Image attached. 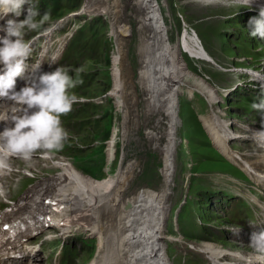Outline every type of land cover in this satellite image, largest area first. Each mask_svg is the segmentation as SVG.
<instances>
[{"label":"rangeland","instance_id":"374dc122","mask_svg":"<svg viewBox=\"0 0 264 264\" xmlns=\"http://www.w3.org/2000/svg\"><path fill=\"white\" fill-rule=\"evenodd\" d=\"M231 1L228 3H233ZM83 2L33 0L36 7V4H44L43 9L38 10L40 15L49 13V20L40 31L56 27L49 43L53 50L63 54L59 61L61 68L82 69L84 80L73 90L80 102L74 104L67 115V124L64 123L70 139L63 151L55 154L68 158L81 171L99 180L119 171L132 173L125 188L124 207L139 199L153 202L159 198L163 188V156L170 132L164 113L158 110L154 113V105L145 99L142 91L146 68L141 55L145 51L143 45L149 46V36L141 33L149 24L148 13L142 12L139 0H116L113 5L107 4V10L100 13L102 15L69 16L76 14ZM157 2L166 29L165 38L172 44L179 43L181 38L190 41L196 48L206 50L216 61L214 64L182 52L188 70L218 89L223 98L219 110L232 123V129L241 131L242 128L235 123L264 128L261 119L252 114L251 107L254 101L264 98V88L255 87L256 84L249 79L251 71L264 64V39L248 34V21L259 15L257 9L251 10L242 3L230 8L226 5L203 6L193 0ZM25 6L28 9L29 5ZM66 33L67 43L62 46L58 38ZM121 49V61L116 66L123 73V86L119 96L115 97L110 92L113 90L115 60ZM184 83L187 86L189 81L184 80ZM187 92L190 91L183 89L177 93L175 103L178 115L173 134L175 170L166 202L168 233L181 235L184 242L170 241L166 249L169 260L173 264H210L192 250L204 241L225 249L254 250L264 254L261 246H250L249 242L241 239V231L245 237L242 226L244 206L254 199L250 194L264 198V189L215 147L201 120V115L209 110L207 99L198 88L192 96ZM114 130H117L112 147L114 159L108 166L109 141ZM231 144L242 147L243 143L236 141ZM246 148L251 149L252 146ZM41 157L39 152L33 156L36 159ZM13 159L9 165L16 168L12 172H16L14 183L19 188L28 181L27 177H34L33 181L54 172L52 169H40L38 164L30 170L32 176L26 177L25 162ZM53 234H56L53 240H45L46 235ZM71 235L64 238L50 227L39 239V242L44 241L43 247L51 264L56 258L64 261V255L60 254L63 244L66 252L70 253L67 257L74 264H91L96 257L97 236L77 229Z\"/></svg>","mask_w":264,"mask_h":264},{"label":"bare ground","instance_id":"6f19581e","mask_svg":"<svg viewBox=\"0 0 264 264\" xmlns=\"http://www.w3.org/2000/svg\"><path fill=\"white\" fill-rule=\"evenodd\" d=\"M87 1L86 7H96L94 10H88L87 14H103L107 10V4L113 5L116 2V0ZM139 1L142 2V12H147L148 14H145L150 19L149 24L144 26L143 30L141 29V34L149 36L147 38L149 46L143 45L145 51L141 55L146 68L142 91L146 96L145 99L154 105V113L157 110L164 113V118L167 119L168 124L167 129L170 132L169 140L165 144L164 181L159 198L153 202L148 199H139L124 207L122 202L125 188L131 180L132 173L125 172L123 174L120 171L112 175L109 173L107 178L99 180L81 171L70 160H67L68 158L56 154L51 158H45L42 155L40 159L33 158L28 162L21 161L25 162L24 169L28 173L24 174L26 177L27 175L32 176L30 170L37 167L38 164L40 169H52L54 172L43 174L44 176H39L33 181L34 177L32 179L27 177V182L23 184L20 182V188L18 184L15 185L14 183L16 172L12 171H15L16 168L12 166L11 171H0V213L8 212V206H11L17 215V220L24 219L30 223L38 224V229L44 227L45 232L41 233V237L50 227L59 231V234L64 238L70 237L74 229L97 236L98 251L91 264H173L167 255V246L170 241L183 243L184 238L181 235L168 233L166 202L171 191L175 170L173 134L178 118L175 103L177 93L183 92V89L184 91L188 89L190 92L187 93L192 96L198 88V91L207 99L209 110L207 114L201 115V120L215 147L257 185L264 187V142L245 138L249 136L250 130L258 131L262 128L235 123L242 129L241 131L237 129L239 132L232 129V123L227 121L224 112L219 110L223 98L218 94V89L188 70L189 67L183 60L182 52L217 64L214 58L203 48H196L190 41L186 42L185 39L182 40L181 38L177 44L168 41L165 38L166 29L157 0ZM229 1L193 0L195 3L211 7L226 5V7L232 8V5L242 3V0H232L233 3H228ZM250 7L249 9L254 11L257 9L259 12L264 7V0H251ZM116 18L119 17L116 16ZM115 29L114 26V31ZM122 50L119 51L113 68L115 77L110 95L115 97L119 96L123 86L121 81L123 73H121L122 71L119 72L116 66L121 61L120 52L122 53ZM245 71L247 72V70ZM257 74L264 76V64L258 70L251 71L249 75L250 81L262 89L264 81L256 80ZM184 80L189 81L187 86ZM182 85L186 87H182ZM190 85H193V88ZM195 85L197 88L194 89ZM3 100L7 104L12 103L9 105L10 108L15 106L13 101L7 97H3ZM116 134L117 130H114L112 140L109 141L108 166L112 164L114 159L112 147L116 142ZM236 141L242 142V147H234L231 144ZM246 146H252V148L247 149ZM11 161L14 159L11 158L8 163ZM15 161L17 162V160ZM229 177L226 180H229ZM19 192L20 195H17ZM13 194L15 195L14 200L12 199ZM104 211H106L105 215ZM46 215H48L49 220L47 226H44L45 222L40 219ZM6 218V216L2 217V219ZM18 222L20 223V221ZM62 222L65 224L63 225ZM0 234H4L1 225ZM55 237L56 234L50 235V239ZM241 239L246 241L242 236V231ZM17 245L19 244L17 243ZM250 246L254 245L250 244ZM25 249L27 251L23 258L19 260L0 259V264L42 263L37 248L28 247ZM192 250L201 254L210 264H264L263 253L254 250L225 249L210 241H204L199 246H194ZM34 259H38L37 262ZM30 261L33 262L30 263Z\"/></svg>","mask_w":264,"mask_h":264},{"label":"clouds","instance_id":"9594fccd","mask_svg":"<svg viewBox=\"0 0 264 264\" xmlns=\"http://www.w3.org/2000/svg\"><path fill=\"white\" fill-rule=\"evenodd\" d=\"M242 3L251 6V0H242ZM26 4L29 5L26 18L20 21L8 19L3 29L6 34L0 37V97H7L15 105L11 110L0 112V122L5 125L0 131V171H11L8 163L11 158L28 162L38 152L51 158L63 151L70 134L62 117L80 102L73 90L84 83L82 69L57 67L19 91L15 90L18 77H24L29 68L35 72L40 67V63H28L33 48L25 35L41 30L49 20V13L40 15L33 0H0V19L9 14L19 17ZM248 34L264 39V7L257 17L249 19ZM51 63H55V58ZM256 80L264 81V76L257 74ZM251 107L261 115L264 125V98L254 101ZM245 138L264 142V128L250 130Z\"/></svg>","mask_w":264,"mask_h":264}]
</instances>
